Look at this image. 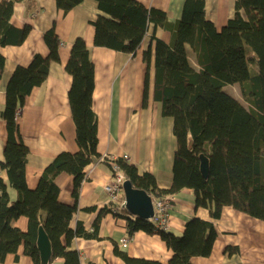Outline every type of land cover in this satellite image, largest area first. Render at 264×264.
<instances>
[{
	"label": "trees",
	"instance_id": "1",
	"mask_svg": "<svg viewBox=\"0 0 264 264\" xmlns=\"http://www.w3.org/2000/svg\"><path fill=\"white\" fill-rule=\"evenodd\" d=\"M83 0H56L65 14ZM104 13L92 21L95 45L135 55L142 47L150 26L171 33L165 41L151 35L155 43L154 100L162 104V114L174 120L177 148L173 162V183L169 188L158 185L156 176L140 173L136 164L124 157L108 158L137 189L153 199L165 198L184 188L193 191L196 208H206L213 219L222 216L224 207L264 221V0H235V12L219 29L206 16V0H185L181 17L172 22L167 12L147 7L139 0H96ZM16 2L0 1V78L5 57L1 48L22 44L32 30L26 24L17 28L12 23ZM48 55L36 53L28 66L19 65L6 86V102L0 118L7 124L4 161L0 160V263L8 254H16L24 245L25 254L34 264H42L37 247L38 231L43 226L52 245L49 264H81V254L70 249L76 237L100 238L99 227L107 209L101 210L93 231L83 223L72 227L78 208L86 167L102 159L99 151L98 115L94 110L95 66L83 37L71 48L66 65L72 76L69 100L76 126V152L59 153L44 169L38 185L30 188L26 165L30 149L20 132L18 117L26 97L47 79L50 64L60 61L62 39L56 23L44 33ZM148 69L144 87L147 106L151 86L152 47L144 52ZM238 85L243 100L228 92L227 86ZM209 160L205 178L200 169V155ZM113 167V166H112ZM62 173L73 176L75 203L60 200L61 188L56 182ZM9 187L17 191L11 198ZM123 188L118 201H110L109 210L126 212L122 205ZM91 209V208H90ZM127 213V212H126ZM118 214V213H117ZM29 219L27 231L15 221ZM128 237L136 232L159 234L172 256L168 262L134 257L115 245L116 253L126 264H195L194 257L209 256L218 237L212 220L191 217L184 230L177 233L158 226L150 219L123 215ZM234 249H232L233 251Z\"/></svg>",
	"mask_w": 264,
	"mask_h": 264
},
{
	"label": "crops",
	"instance_id": "2",
	"mask_svg": "<svg viewBox=\"0 0 264 264\" xmlns=\"http://www.w3.org/2000/svg\"><path fill=\"white\" fill-rule=\"evenodd\" d=\"M1 1V0H0ZM147 7L161 9L168 14L170 21L178 20L183 11L185 0H139ZM235 0H206V16L221 29L235 12ZM16 2L12 23L17 28L26 24L32 30L26 40L19 45H7L1 48L5 57L4 73L0 78V111L6 102V86L19 66H28L33 56L40 53L48 55L49 48L44 33L56 23V31L62 39L60 61L50 64L47 79L41 86L35 87L26 97L25 104L18 117L20 132L30 152L26 165V177L30 188L38 185L46 166L61 152H76V126L72 116L69 91L72 76L66 65L71 48L78 37H83L95 66V88L93 107L98 115L99 151L103 156H129V162L136 164L140 173L152 172L162 188L173 183V162L177 148L174 134V120L162 114V104L154 100L153 81L155 43L151 35L171 40V33L161 27L154 31L150 26L142 47L132 55L111 48L96 46L95 27L92 21L100 10L96 0H83L65 14L57 6L56 0H32ZM152 47L151 86L147 106L144 105V87L147 63L144 51ZM8 131L6 121L0 118V160L4 161ZM105 159H96L86 167L87 179L82 183L78 208L71 222L76 227L83 223L87 231H93L94 223L101 213L100 238L76 237L70 249L81 254V264H126L116 253L115 245L134 257L159 259L168 262L171 250L159 234L138 231L126 247L121 239L129 238L126 229V212L111 209L110 195L105 185L113 180L114 171ZM1 172V171H0ZM7 180L5 172H1ZM56 182L61 188L60 200L74 204L73 176L60 174ZM12 199L17 191L9 187ZM124 196V193H123ZM124 199V197H123ZM156 199H154L155 203ZM91 208V209H90ZM118 213V214H117ZM130 214V213H129ZM193 216L212 220L218 231L213 251L209 256L193 258L195 264H264V229L255 230L252 225L262 224L259 219L237 211L230 206L223 209L222 216L213 219L208 209L196 208L192 189L184 188L173 195L169 212V227L177 233L184 230L186 222ZM15 224L23 231L29 227V219L21 216ZM248 227L253 230L250 231ZM248 231L245 240L243 235ZM258 234V235H257ZM232 249H234L232 251ZM0 264H34L32 257L25 254L22 244L16 254H8ZM56 264H62L57 261Z\"/></svg>",
	"mask_w": 264,
	"mask_h": 264
},
{
	"label": "water",
	"instance_id": "3",
	"mask_svg": "<svg viewBox=\"0 0 264 264\" xmlns=\"http://www.w3.org/2000/svg\"><path fill=\"white\" fill-rule=\"evenodd\" d=\"M200 169L202 175L207 178L209 174V160L205 155H200ZM124 203L123 207L128 213L143 219H150L155 213L154 199L145 190L137 189L130 180L125 179L123 184ZM37 247L40 252L42 264H49L52 258L51 241L43 226L39 228Z\"/></svg>",
	"mask_w": 264,
	"mask_h": 264
},
{
	"label": "built area",
	"instance_id": "4",
	"mask_svg": "<svg viewBox=\"0 0 264 264\" xmlns=\"http://www.w3.org/2000/svg\"><path fill=\"white\" fill-rule=\"evenodd\" d=\"M105 157L112 158V159L118 158L113 155H108V156L105 155L102 159H105ZM122 157H124L125 159L129 158L127 154H124ZM112 166H113L112 168L114 171V177L111 182L105 185V190L110 195V199L113 202V201L119 200L120 193L122 190V184L126 178L124 177L120 168L116 164L115 165L112 164ZM172 199H173V195L167 196L165 198L157 199L154 203L155 213L153 217L150 218V220L156 222L158 226L168 227L169 212L171 209ZM123 203H124V199L122 201V204ZM129 241H130L129 238H123L121 239L120 243L122 244V246L126 247Z\"/></svg>",
	"mask_w": 264,
	"mask_h": 264
},
{
	"label": "rangeland",
	"instance_id": "5",
	"mask_svg": "<svg viewBox=\"0 0 264 264\" xmlns=\"http://www.w3.org/2000/svg\"><path fill=\"white\" fill-rule=\"evenodd\" d=\"M161 39H162V38H161ZM145 51H146V50H145ZM145 51H144V52H145ZM225 89H226L228 92H230L231 94L235 95L237 98L243 100V97H242V94H241V90H240V87H239L238 85L227 86ZM260 222L264 224V221H263V220H261ZM252 226H253V228H254L255 230H259V228H263V229H264V227L262 226V224H260L259 226H257V225H252ZM248 229H249L250 231L253 230L251 227H248ZM248 234H249L248 231H246V234L243 235V238H244L245 240L254 237V235H252V236H250V238H249V237H248ZM257 235H258V234H257Z\"/></svg>",
	"mask_w": 264,
	"mask_h": 264
}]
</instances>
